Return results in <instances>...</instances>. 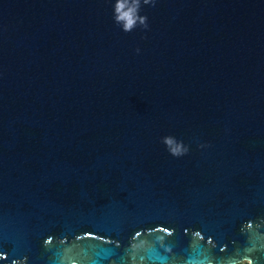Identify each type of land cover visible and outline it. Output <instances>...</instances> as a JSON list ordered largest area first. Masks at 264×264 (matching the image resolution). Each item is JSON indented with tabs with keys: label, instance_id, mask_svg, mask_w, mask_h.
I'll return each mask as SVG.
<instances>
[{
	"label": "water",
	"instance_id": "water-1",
	"mask_svg": "<svg viewBox=\"0 0 264 264\" xmlns=\"http://www.w3.org/2000/svg\"><path fill=\"white\" fill-rule=\"evenodd\" d=\"M115 2L0 0V264H264V0Z\"/></svg>",
	"mask_w": 264,
	"mask_h": 264
},
{
	"label": "clouds",
	"instance_id": "clouds-1",
	"mask_svg": "<svg viewBox=\"0 0 264 264\" xmlns=\"http://www.w3.org/2000/svg\"><path fill=\"white\" fill-rule=\"evenodd\" d=\"M144 5H155V0H142ZM141 0H116L114 5V20L122 26L124 32H132L137 26L147 29L148 21L146 16L140 15ZM139 51V50H137ZM163 143L169 153L174 157L186 155L189 149L174 137H165Z\"/></svg>",
	"mask_w": 264,
	"mask_h": 264
},
{
	"label": "trees",
	"instance_id": "trees-1",
	"mask_svg": "<svg viewBox=\"0 0 264 264\" xmlns=\"http://www.w3.org/2000/svg\"><path fill=\"white\" fill-rule=\"evenodd\" d=\"M240 264H248L247 262H243V263H240Z\"/></svg>",
	"mask_w": 264,
	"mask_h": 264
}]
</instances>
